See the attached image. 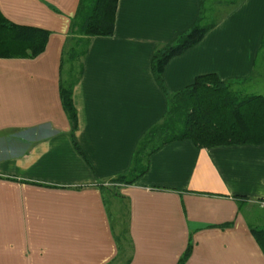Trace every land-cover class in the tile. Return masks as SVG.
<instances>
[{
	"label": "crops",
	"instance_id": "crops-1",
	"mask_svg": "<svg viewBox=\"0 0 264 264\" xmlns=\"http://www.w3.org/2000/svg\"><path fill=\"white\" fill-rule=\"evenodd\" d=\"M77 5L0 0L6 21L48 33L34 59H0V264H176L188 243L183 264H264L250 232L264 230V144L171 142L131 184L112 183L166 111L153 51L221 8L166 63L164 89L204 74L232 90L250 85L264 78V0H117L112 35L90 38L66 66L79 74L71 134L58 81Z\"/></svg>",
	"mask_w": 264,
	"mask_h": 264
},
{
	"label": "trees",
	"instance_id": "trees-1",
	"mask_svg": "<svg viewBox=\"0 0 264 264\" xmlns=\"http://www.w3.org/2000/svg\"><path fill=\"white\" fill-rule=\"evenodd\" d=\"M116 4L117 0H78L62 56L67 54L71 63L84 54L90 38L110 37ZM211 26L198 17L186 31L151 54L149 71L166 96V111L160 123L150 127L138 141L130 169L112 183L131 184L146 172L147 157L171 142L189 141L197 149L264 144V97L239 94L215 74L197 76L190 84L170 94L164 89L162 72L166 63L199 42ZM47 36L42 29L15 25L0 15V59H34L43 51ZM69 72L67 80L58 81V96L72 134L77 127L72 86L79 74L76 68ZM72 143L79 153L75 142ZM250 232L264 251V230ZM125 234L124 231L122 235ZM190 248L188 243L176 264L186 261Z\"/></svg>",
	"mask_w": 264,
	"mask_h": 264
},
{
	"label": "rangeland",
	"instance_id": "rangeland-1",
	"mask_svg": "<svg viewBox=\"0 0 264 264\" xmlns=\"http://www.w3.org/2000/svg\"><path fill=\"white\" fill-rule=\"evenodd\" d=\"M211 1H224V0H211ZM224 8V7H222ZM221 8H218L216 11L212 12L211 13V16H209V19L210 21H207L206 23H213L214 22V18L218 17L220 15V13L222 11H220ZM73 48H76L75 50H78L79 51V48L74 46ZM259 57L261 58V55H259ZM258 63L260 61V59L257 60ZM77 60H73V63H76ZM70 65V59L68 58V55L65 54L64 55V58H63V72H62V78L64 80H67L68 79V74H66V71L69 70V67H66V66H69ZM258 71H256L255 73H258ZM253 82L250 84V85H247V86H241L237 89H234V91H236L237 93L239 94H245V95H250V94H261L264 96V78L263 76H259L258 77L254 76ZM106 198H108V194L105 195Z\"/></svg>",
	"mask_w": 264,
	"mask_h": 264
}]
</instances>
